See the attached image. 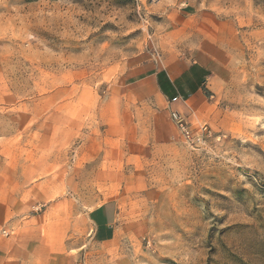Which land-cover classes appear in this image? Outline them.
<instances>
[{"label":"rangeland","instance_id":"1","mask_svg":"<svg viewBox=\"0 0 264 264\" xmlns=\"http://www.w3.org/2000/svg\"><path fill=\"white\" fill-rule=\"evenodd\" d=\"M212 3L231 8L244 0H173L158 8L154 5L161 0H0V108L29 109L0 111V137L38 117L30 132L33 143L51 149L43 163H65L63 171L78 189L69 194L72 206L80 209L75 263L264 264V0H247V8L232 11L213 10L207 6ZM13 7L18 18L9 12ZM21 28L25 39L12 38ZM205 34L230 44L232 60L207 110L199 121L187 123L190 138L173 120L177 131L169 142L126 148L111 126L115 103L130 97L134 111L145 108L132 82ZM102 42H107L106 54L122 52L124 58L107 66L68 65L48 60L44 51L77 54ZM29 44L30 58L24 59L19 52ZM6 66L14 81L11 95L4 89ZM69 68L71 83L36 91L49 86L41 80L44 72L60 79ZM90 85L108 104L99 123L84 120L78 107L61 113L43 103L53 93L70 95L74 88L82 96ZM28 89L33 90L30 98L17 100ZM59 123L67 124V147L53 146ZM27 148L25 139L15 148L0 139V236L15 237L32 223L43 237L57 229L66 233L70 213L47 217L43 195L27 183L40 167ZM88 180L115 182L119 192L107 199L118 204L107 231L86 230V213L100 204L81 187ZM33 214L38 217L30 223ZM16 218L24 228L10 224Z\"/></svg>","mask_w":264,"mask_h":264},{"label":"crops","instance_id":"2","mask_svg":"<svg viewBox=\"0 0 264 264\" xmlns=\"http://www.w3.org/2000/svg\"><path fill=\"white\" fill-rule=\"evenodd\" d=\"M229 45L214 35L193 38L187 48L164 65L132 82L146 106L134 111L130 97L115 103L118 107L111 126L115 127V134L125 142V147L143 150L149 148L150 143L169 142L177 131L173 113L187 123L199 121L198 117L207 110L213 93L227 78L232 60ZM117 212L118 204L112 200L91 208L86 213V230L107 231L114 225ZM68 213L71 219L66 233L64 229H57L51 237H43L39 225L32 223L26 232L15 237L0 236V264H77L80 209L72 206ZM37 217L33 214L30 223ZM3 223L0 219V227ZM14 223L20 229L25 226L18 218L11 220L10 224Z\"/></svg>","mask_w":264,"mask_h":264},{"label":"clouds","instance_id":"3","mask_svg":"<svg viewBox=\"0 0 264 264\" xmlns=\"http://www.w3.org/2000/svg\"><path fill=\"white\" fill-rule=\"evenodd\" d=\"M173 0H161V4L154 5V7H161L163 4H172ZM213 10L219 11H232L239 8H247V0H244L243 4H234L231 8H221L218 3H212L207 5ZM200 7H205V4L202 2ZM16 8H10L9 12L12 14V18H18L16 16L17 13ZM264 19V17H261ZM5 19H8V16H5ZM23 24V21H22ZM21 30H18L12 33V38L14 39H25L24 36L21 35ZM87 29H84V34L87 33ZM33 39H36L33 37ZM37 44L43 46V42L37 40ZM32 45L29 44L24 48L20 49L19 55L23 56L24 59H29L30 57L26 54L31 51ZM107 42H102L96 48H85L83 51L77 54H64L57 53L51 51L49 48H45L44 51L48 53V60L57 61L61 64L68 65H76V64H88L90 62L103 64L105 66L108 65L110 61H113L117 57L120 59L124 58V53H111L106 54ZM7 51V48L5 49ZM43 72V70H41ZM9 68L6 66L5 73L3 76L4 81V89L6 94H13L8 91L10 85L14 83L13 79L8 75ZM72 75V69H66L63 73L62 78L56 79L49 75V73L44 72L41 80L42 82L47 83L49 86H40L36 89V91L40 93L50 92L54 89L58 84L63 83L65 80H68L71 83L70 76ZM105 82L111 81L110 73H105L104 75ZM33 91L32 89H28L27 91L17 94V100H21L24 98H30L29 93ZM47 108L55 109L61 113H67L68 110L75 106L81 110L82 118L87 121H91V124L99 123L98 117L102 118L104 112L107 109V102L102 98L101 93L95 89L94 85H90L86 90V94L82 96H78L77 90L74 88L70 95H60L59 97L53 93L52 96L47 98L43 102ZM29 111L27 108H8L3 109L0 108V111ZM37 116H31L27 122L24 123L22 128L15 130L12 135L7 136L6 138L0 137L3 139L4 144L8 148H15L18 145V142L22 139H25L26 144L28 145L27 151L31 154L30 159H32L33 164H40L38 170H33V175L28 179L27 183L33 185L39 193L43 195L45 204L48 205L45 215L52 219H60L66 213L71 210L72 200L69 198L70 192L75 193L78 191L76 185L73 183V180L69 179L67 172L63 171L65 167V163H56V164H44L43 159L46 155L51 154V149H41L38 145L33 143L35 139L33 133L30 132L32 125L35 123ZM91 124L89 126H91ZM67 128L66 123H59L53 129V139L54 145H59L62 147H67L68 145L64 143V138L67 136V132L65 131ZM30 137V138H29ZM27 138V139H26ZM78 166V163L77 165ZM39 181V184L36 183ZM114 183H108L107 181H94L88 180L85 184L81 185V187L85 188L92 199L97 202H100L101 206L103 203L107 201L108 198L113 196H119V192L115 190ZM28 191L31 192L32 189L28 188ZM44 234V233H42ZM82 247H86L83 245ZM169 255H172L169 253Z\"/></svg>","mask_w":264,"mask_h":264},{"label":"built area","instance_id":"4","mask_svg":"<svg viewBox=\"0 0 264 264\" xmlns=\"http://www.w3.org/2000/svg\"><path fill=\"white\" fill-rule=\"evenodd\" d=\"M172 118L175 120L176 124L178 125V127L180 128V130L182 131L183 135L186 138H190L191 136V129L188 127V124L185 120H183L178 114L173 113L172 114ZM4 233V232H3Z\"/></svg>","mask_w":264,"mask_h":264}]
</instances>
